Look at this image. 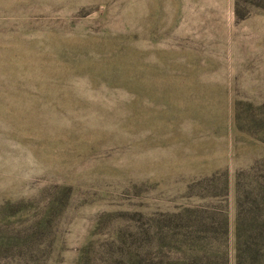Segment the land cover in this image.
Masks as SVG:
<instances>
[{
    "label": "rangeland",
    "instance_id": "1",
    "mask_svg": "<svg viewBox=\"0 0 264 264\" xmlns=\"http://www.w3.org/2000/svg\"><path fill=\"white\" fill-rule=\"evenodd\" d=\"M262 177L264 0H0V264H249Z\"/></svg>",
    "mask_w": 264,
    "mask_h": 264
},
{
    "label": "trees",
    "instance_id": "2",
    "mask_svg": "<svg viewBox=\"0 0 264 264\" xmlns=\"http://www.w3.org/2000/svg\"><path fill=\"white\" fill-rule=\"evenodd\" d=\"M236 189H237V195L241 194L242 192V195L244 196L245 200L250 202L252 198L249 195H253L255 193L261 194L264 191V177L260 178L257 181L249 182L244 190L242 188V191L239 184H236ZM263 204H264V196H263ZM254 208H256V210L259 211L257 207ZM242 226H243V221L241 220V218H239L238 215L236 219L237 234H240ZM244 246L246 247V253L248 254L251 260L249 264H254L255 262V257H254V255L256 254L255 249H257V252L259 253L262 252L260 261L263 260L264 262V221L254 226V232L251 234L250 238H247L245 240Z\"/></svg>",
    "mask_w": 264,
    "mask_h": 264
}]
</instances>
